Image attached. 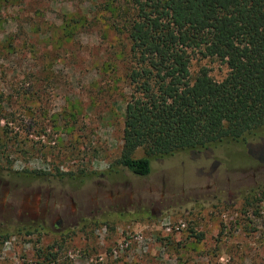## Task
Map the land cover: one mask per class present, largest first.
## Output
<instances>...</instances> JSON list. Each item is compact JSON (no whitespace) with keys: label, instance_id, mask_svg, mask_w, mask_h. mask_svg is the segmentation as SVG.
Masks as SVG:
<instances>
[{"label":"rangeland","instance_id":"374dc122","mask_svg":"<svg viewBox=\"0 0 264 264\" xmlns=\"http://www.w3.org/2000/svg\"><path fill=\"white\" fill-rule=\"evenodd\" d=\"M134 11L0 0V264H264V133L153 158L144 176L116 164ZM202 67L228 73L192 53V79Z\"/></svg>","mask_w":264,"mask_h":264},{"label":"trees","instance_id":"16d2710c","mask_svg":"<svg viewBox=\"0 0 264 264\" xmlns=\"http://www.w3.org/2000/svg\"><path fill=\"white\" fill-rule=\"evenodd\" d=\"M136 65L116 164L136 175L151 160L264 133V0H131ZM194 52L228 67L215 80ZM142 149L144 156H135Z\"/></svg>","mask_w":264,"mask_h":264},{"label":"flooded vegetation","instance_id":"af4514ba","mask_svg":"<svg viewBox=\"0 0 264 264\" xmlns=\"http://www.w3.org/2000/svg\"><path fill=\"white\" fill-rule=\"evenodd\" d=\"M57 223H59V221H57Z\"/></svg>","mask_w":264,"mask_h":264}]
</instances>
